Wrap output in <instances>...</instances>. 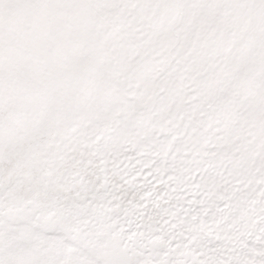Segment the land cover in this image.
Listing matches in <instances>:
<instances>
[{"label": "snow or ice", "instance_id": "obj_1", "mask_svg": "<svg viewBox=\"0 0 264 264\" xmlns=\"http://www.w3.org/2000/svg\"><path fill=\"white\" fill-rule=\"evenodd\" d=\"M0 264H264V0H0Z\"/></svg>", "mask_w": 264, "mask_h": 264}]
</instances>
